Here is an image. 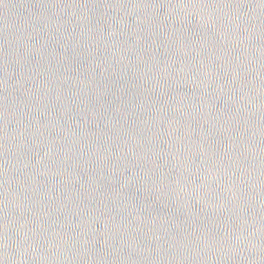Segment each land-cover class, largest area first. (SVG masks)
Returning a JSON list of instances; mask_svg holds the SVG:
<instances>
[{"label": "water", "instance_id": "1", "mask_svg": "<svg viewBox=\"0 0 264 264\" xmlns=\"http://www.w3.org/2000/svg\"><path fill=\"white\" fill-rule=\"evenodd\" d=\"M0 264H264V0H0Z\"/></svg>", "mask_w": 264, "mask_h": 264}]
</instances>
